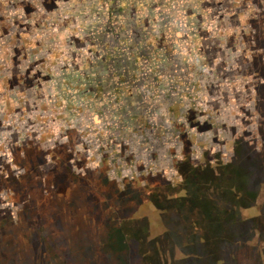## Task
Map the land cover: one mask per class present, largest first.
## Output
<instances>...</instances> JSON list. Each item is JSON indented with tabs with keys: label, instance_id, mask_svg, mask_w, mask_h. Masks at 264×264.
Segmentation results:
<instances>
[{
	"label": "rangeland",
	"instance_id": "374dc122",
	"mask_svg": "<svg viewBox=\"0 0 264 264\" xmlns=\"http://www.w3.org/2000/svg\"><path fill=\"white\" fill-rule=\"evenodd\" d=\"M0 264H264V0H0Z\"/></svg>",
	"mask_w": 264,
	"mask_h": 264
},
{
	"label": "built area",
	"instance_id": "2783aa9c",
	"mask_svg": "<svg viewBox=\"0 0 264 264\" xmlns=\"http://www.w3.org/2000/svg\"><path fill=\"white\" fill-rule=\"evenodd\" d=\"M145 79H149L148 80V82H152L153 84H154V87H155V84L157 85V87L158 88H160V85H159V81H160V78H159V76H157V75H155L154 77H146ZM170 82H169V85H168V87L169 86H171L172 85V87L173 86H176V84H175V80H173V77H171L170 79ZM187 80V82L189 83V85H191L192 86V84H191V82H189L188 81V78H186L185 79V81ZM181 84H183V82L181 81ZM211 85L212 84H210L209 83V87H207V86H204L203 87V89H202V92L204 93H200V94H194V92L192 91V89L190 88V87H188L187 85L185 86V91H186V93H188V95H190V96H192V97H194V95H195V98H199V97H204V95L205 96H207V97H209V88L211 87ZM176 88H178V87H176ZM206 88V89H205ZM189 96V97H190ZM194 98V99H195ZM188 106H187V108H183V110H181L182 112H188L189 110H191V111H193V105L191 104V102L189 101L188 103ZM201 106V105H200ZM180 111V112H181ZM197 111H205V109H203V108H199V107H197ZM162 112V111H161Z\"/></svg>",
	"mask_w": 264,
	"mask_h": 264
},
{
	"label": "trees",
	"instance_id": "16d2710c",
	"mask_svg": "<svg viewBox=\"0 0 264 264\" xmlns=\"http://www.w3.org/2000/svg\"><path fill=\"white\" fill-rule=\"evenodd\" d=\"M198 193V188L196 189V193H195V195ZM203 197V196H202ZM195 197H193V199H194ZM202 199V198H201ZM195 201H196V198H195ZM245 205V203L244 204H242V206H244ZM247 205V204H246ZM249 205V204H248ZM154 206L157 208V209H160V207L161 206H158L157 204H154ZM179 206H181L180 204H179ZM177 207L176 209H179L180 207ZM205 211L206 212H204L203 214H202V216L204 215L205 216V219H208L209 220V222H213V224L214 223H223V222H228V220H230V218L231 219H236V220H239V215L237 214V212H238V210L236 211V215H235V213H232V215H231V213L229 214V213H226L225 214V216H220V218H218V220L219 221H217L216 222V218L215 217H217V216H214L211 212H212V209L211 210H209L208 208H206L205 209ZM233 217V218H232ZM215 231H217V230H214L213 232H215ZM203 233H205L203 236H201V238H202V240L203 241H205L206 240V242H209V240L211 239V236L209 235V233L208 232H206V231H204ZM224 236H226V234H223ZM223 236V237H224ZM212 238H213V235H212Z\"/></svg>",
	"mask_w": 264,
	"mask_h": 264
}]
</instances>
